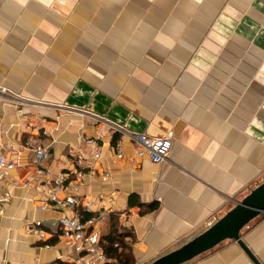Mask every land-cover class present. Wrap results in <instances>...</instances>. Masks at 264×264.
Wrapping results in <instances>:
<instances>
[{"label":"crops","instance_id":"crops-1","mask_svg":"<svg viewBox=\"0 0 264 264\" xmlns=\"http://www.w3.org/2000/svg\"><path fill=\"white\" fill-rule=\"evenodd\" d=\"M0 85L22 97L0 104V153L22 183L2 180L13 199L0 216V264L77 256L50 231L61 211L40 208L50 181L25 147L32 132L47 131L54 174L110 171L87 178L82 194L115 196L92 203L97 227L101 239L121 234L133 264L183 246L264 181V0H0ZM93 114L151 136L173 131L169 158L132 162L134 141L107 131L95 160L81 137L94 135ZM121 137L127 157L113 163ZM262 218L241 236L264 264ZM226 241L189 263L255 264Z\"/></svg>","mask_w":264,"mask_h":264},{"label":"built area","instance_id":"built-area-1","mask_svg":"<svg viewBox=\"0 0 264 264\" xmlns=\"http://www.w3.org/2000/svg\"><path fill=\"white\" fill-rule=\"evenodd\" d=\"M22 98L20 94L15 93L6 86L0 85V104L9 102L14 98ZM96 120V128L93 136H88L85 132H81V137L85 142L94 143L96 145L93 150V158L100 160L103 157L101 147L102 141L106 138L107 131L120 133L122 136L134 141L135 153L130 156V160L135 162L138 158L147 156L153 163H162L169 158L173 147L174 132L168 131L162 136H151L146 133L131 130L121 123L111 120L105 116L93 114ZM46 130L32 132L27 137L25 147L33 154L32 164L35 172L40 177H46L50 181L48 190V203L40 206L41 209H49L50 206L61 211V216L52 222V233H56L58 239L62 243L72 246L77 253L73 258L74 264H107L110 258L106 255L101 245V232L97 227L99 218L96 216V209L92 208V203L98 204L100 207L106 203L109 206L115 203V196L108 197L104 193L96 199L83 198L82 188L87 178L99 175L103 181H107L111 174L110 171H99L92 167L89 170H73L68 172L55 173L54 167L49 163L51 154L49 147L44 144L42 137L47 135ZM114 155L111 159L113 163H117L127 157V150L123 138L116 140L114 144ZM76 162L84 165V156L76 155ZM18 166L14 160L0 153V216L4 213V207L13 199V191L11 188L4 187L3 179H9L12 187L20 186V180L12 176V171ZM79 208L85 211H91L95 215L90 218H83ZM40 238L46 239L50 232L43 227V221L34 222ZM33 226V227H34ZM46 246H49L46 244Z\"/></svg>","mask_w":264,"mask_h":264},{"label":"water","instance_id":"water-1","mask_svg":"<svg viewBox=\"0 0 264 264\" xmlns=\"http://www.w3.org/2000/svg\"><path fill=\"white\" fill-rule=\"evenodd\" d=\"M264 212V181L253 188L242 200L236 201L208 229L183 246L159 257L150 264H184L207 253L226 240L236 241L255 264H261L249 246L243 241L241 233L255 218Z\"/></svg>","mask_w":264,"mask_h":264},{"label":"trees","instance_id":"trees-1","mask_svg":"<svg viewBox=\"0 0 264 264\" xmlns=\"http://www.w3.org/2000/svg\"><path fill=\"white\" fill-rule=\"evenodd\" d=\"M152 207H154V205L151 206V208ZM79 211L83 218H90L95 215L93 212L85 211L82 208H79ZM101 245L106 255L108 257L116 259L118 264H133V262L131 263L129 261V258L121 257V253L119 250L120 248L125 246V244L123 245V242L121 240V234L112 232L106 236H102ZM107 264L110 263L108 262Z\"/></svg>","mask_w":264,"mask_h":264},{"label":"rangeland","instance_id":"rangeland-1","mask_svg":"<svg viewBox=\"0 0 264 264\" xmlns=\"http://www.w3.org/2000/svg\"><path fill=\"white\" fill-rule=\"evenodd\" d=\"M264 216V212L262 213V214H260L257 218H255L249 225H247L244 229L246 230L249 226H253L254 224H255V222H259L260 220H262L263 217ZM243 229V230H244ZM225 242H228V241H225ZM224 242V243H225ZM224 243H222V244H224ZM221 244V245H222ZM220 246V245H219ZM218 247V246H217ZM197 258V257H196ZM194 260V259H193ZM192 261V260H191ZM190 262V261H189ZM189 262H187V263H189ZM187 263H184V264H187ZM190 264V263H189Z\"/></svg>","mask_w":264,"mask_h":264}]
</instances>
